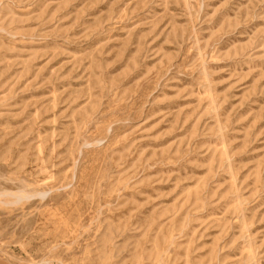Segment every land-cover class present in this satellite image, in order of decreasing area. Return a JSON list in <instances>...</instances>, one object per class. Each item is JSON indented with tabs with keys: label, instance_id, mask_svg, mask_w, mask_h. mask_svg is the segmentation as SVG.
<instances>
[{
	"label": "rangeland",
	"instance_id": "1",
	"mask_svg": "<svg viewBox=\"0 0 264 264\" xmlns=\"http://www.w3.org/2000/svg\"><path fill=\"white\" fill-rule=\"evenodd\" d=\"M0 264H264V0H0Z\"/></svg>",
	"mask_w": 264,
	"mask_h": 264
}]
</instances>
